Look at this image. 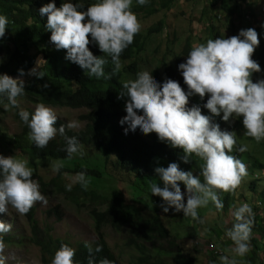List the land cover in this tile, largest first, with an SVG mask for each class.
<instances>
[{
	"label": "clouds",
	"instance_id": "obj_1",
	"mask_svg": "<svg viewBox=\"0 0 264 264\" xmlns=\"http://www.w3.org/2000/svg\"><path fill=\"white\" fill-rule=\"evenodd\" d=\"M229 1L233 2V7L231 3L229 7L234 12L226 13L219 6L213 14H218L216 18L204 21L205 30L197 36L198 43L193 45L188 37L179 38L180 49L169 44L168 56L166 49H161L162 44L156 45L151 54L161 53V57L156 59L155 67L146 60L140 62L136 78L124 82L123 91L117 94L118 99H127L121 111L123 115L115 117L118 128L115 136H103L95 118L92 123L95 141L82 142L76 136H68L66 128L72 133H83L87 121L80 117L84 127L77 130H72L79 127L76 120L64 122L66 125L57 128L60 119L51 106L38 103L32 112L20 106L18 98L25 95V81L20 78L25 75L23 70L17 78L0 75V104L6 110L18 109L20 121L30 129L29 141L41 149L56 143L59 135L66 141L64 161L67 165L61 183L70 194L48 186L44 193L61 195L64 200L42 211L44 222L41 223L35 204L46 205L48 200L33 178V168L25 157L21 158L19 150L18 157L0 154V214H7L11 206L26 220V232L18 231L10 236L5 234L13 225L0 221V264H6L5 250L12 245L32 246L39 253L37 264L43 263L39 248L29 242L33 226L25 215L31 209L35 212V235L62 244L52 264H75L76 249L69 245L84 242L68 241L72 234L55 237L54 225L65 220L70 208L77 209V214H85L89 220L91 209L105 211L107 207L99 206L98 201L92 202L89 195L94 193L100 199L113 196L121 181L124 190L120 198L126 206L132 204L135 196V201L141 202H150L151 196H157L163 201L160 205L163 213L182 212L184 217L200 224L203 220L198 210L206 208L210 202L217 211L223 210L219 193H235L248 175L247 165L231 154L237 144L236 124L241 123L244 134L257 143L264 141V0ZM135 3L145 6L150 0H135ZM132 6L133 0H93L85 10L84 0L75 3L63 0L60 7L52 0L39 9V14L47 17L50 42L56 50H66V60L85 70L89 78L111 79V74L105 72L108 63L105 57H110L115 70H120L121 54L133 43L142 27ZM256 8L261 11L257 16L254 14ZM8 25V18L0 14V39L5 37ZM90 44L104 55H93ZM156 47L158 52H155ZM163 56L165 65H170L171 74L178 81L165 77L166 68L160 63ZM41 62L45 61L39 60L38 67ZM31 74L43 77L36 69ZM80 110L85 111L83 115L89 113L86 108ZM237 150L245 152L247 147L241 145ZM52 162H56L53 171L59 173L63 162ZM199 162L203 181L195 171ZM133 177H138L141 190L136 195L131 194L127 179ZM75 193L79 197L72 199ZM79 199L83 202L81 207ZM233 216L235 223L226 230L227 238L234 245L231 251L243 258L251 251L250 240L256 239L261 263L264 261L260 258V251L264 255V238L252 233L255 219L252 206L240 203ZM94 243H84L89 247L88 264H95L91 249ZM95 251L101 249L97 247ZM213 253L221 254L220 264H238L235 258L227 256L228 252L223 256L222 249L214 248ZM100 264H110V261L104 259Z\"/></svg>",
	"mask_w": 264,
	"mask_h": 264
},
{
	"label": "trees",
	"instance_id": "obj_2",
	"mask_svg": "<svg viewBox=\"0 0 264 264\" xmlns=\"http://www.w3.org/2000/svg\"><path fill=\"white\" fill-rule=\"evenodd\" d=\"M50 2H52V0H0V14L5 15L9 20L5 37L0 39V54L1 51H3L2 57L0 58V75L7 74L11 77L19 76L20 70L26 73L33 68L37 56L42 55L45 62L38 73L42 72L43 77L37 78L36 75L33 80L25 83V95L18 98L19 101L22 100L24 103L33 105L45 103L54 109L65 108L80 110L86 108L89 113L81 116L82 119L87 121L85 132L81 133L82 131H80L79 133H72L66 128V134L68 136H76L78 139H81L82 142L95 141L96 134L92 130L94 118L96 119L97 125L100 123L98 129L103 136H115L118 133L115 117L125 109L127 99H118L117 94L123 91L122 85L124 82L136 78L137 73H139L138 68L140 62L142 61L139 55L144 52L145 45L154 40L156 35L163 34L166 25L165 16L167 17L166 14L175 5V0H150V3L145 6H140L133 0L132 11L136 13L141 25L151 18L158 17L162 11H165V15L162 18L158 17L157 22L148 29L144 31L140 30V32L136 34L133 43L121 54L122 68L120 70H115L111 58L105 57L108 59V63L105 65V72L111 74V79L101 78L99 80L95 77L89 78L85 70H82L78 65L65 59L66 50H56L54 44L50 42L51 32L46 29L47 17H41L39 14V9ZM62 2L63 0H55L57 7H60ZM73 2L75 3L76 0H73ZM92 2L93 0H84L85 10L88 4ZM218 5L226 13L234 12V9L229 7V0H209L207 9H217ZM217 15L218 14L213 15L205 9L201 12V19L204 21L207 19L213 20ZM175 34L176 33H174L173 36H175ZM177 37L178 36H175L174 39H169V37L160 39V41H157L156 45L160 47L163 40L165 44L164 48L166 49L165 55L168 56L169 44L173 48L180 41ZM89 48L95 56L99 57L104 55L96 46L90 44ZM155 52H158V47H156ZM164 60L165 56L162 57L160 63L166 68L165 77L178 81L177 78L172 76L170 65L166 66ZM45 85H47V87H44ZM4 103H7V101L5 100ZM21 107L23 108L22 105ZM25 109L30 112L33 111L30 108ZM5 114H12L13 120L21 126L22 132L20 134L8 135L5 133L3 125L0 122V154H3L5 157L17 156V151L19 150L21 158L25 157L29 162V166L33 168V178L39 182L42 193L46 192L48 186L52 185L57 188V191L60 189L70 196L69 191L63 189L67 188L66 185L61 183V178H64V172L66 171L65 166L67 165V162L64 161V157H66L65 149L67 146L64 138L59 135L56 143H52L43 149L37 148L28 139L30 129L20 121L18 109L6 110L3 104H0V121L6 117ZM122 115L121 113V116ZM240 124L241 123L236 124L237 131L240 130ZM60 125H66V123L57 120L56 127L59 128ZM249 138L253 140V138ZM240 146L241 144L237 141L231 154L243 160L242 158L245 153L237 150ZM52 161L63 162L64 166L59 173L53 171V165L56 162ZM201 166V162L196 164L195 171L197 175L200 176L201 181H203V176L200 175ZM259 170H264V163L257 162L252 164L247 170L248 175L244 177L242 182L245 179L250 180L247 188L252 195L258 196L264 208V190L256 192L258 186L256 173H258ZM127 179L130 182L131 194L133 195L135 193L136 195L140 193L141 190L138 184V177ZM119 184L121 186L117 188L113 196L100 199L94 193L89 195L92 202L98 201L100 202L99 206L107 207L105 211L91 209L89 212L88 216L94 223L93 227L95 233H98L99 236L102 237L100 229L104 226H109L114 231H121L123 233L124 246L128 249L135 250L139 255L136 258V264H165L161 259L162 257H159V255L171 256L182 253V247L178 243L177 234H174L170 230V221L167 222L166 227L160 217V215L163 214L160 207L161 203H163L162 199L157 196H151L150 202L149 200L141 202L135 201L137 198L135 196V198L133 197L131 199L132 204L127 206L123 205L120 192L124 190V186L122 181ZM180 186H183V184L181 183ZM87 192L88 191H85V193ZM232 194L233 193H219L224 203L222 211H217L210 202V206L212 205L214 208L213 212L216 215V223H214L210 228L211 230H209L211 231V236L206 232V238L207 242L210 245H214L217 250H219L218 247L222 245L219 237L220 230L225 235L223 237L225 240L223 244L232 245V248L234 247L233 242L226 236V230L230 229L235 223L234 216L229 228L224 229L222 227L228 211L231 210L233 214L235 208L240 205V203L232 197ZM78 197L79 195L77 193L71 195L72 199ZM80 199L79 207L83 206V202L80 201ZM254 199L255 197L247 200L245 197L242 201L249 203L255 213L252 233L261 234L264 238V214H257L259 208L257 205L253 204ZM198 212L200 218L204 221V217L199 210ZM167 214L175 216L177 218L175 222L180 224L185 223L187 225L186 231L188 235L193 240L197 238L195 226L200 225V223L191 221L188 217H184L182 212L173 213L170 211ZM25 216L33 226L32 238L29 240L30 244L39 248L42 264H52V259L62 244L51 243L47 239L35 235L36 224L33 222L35 216L33 209ZM202 238H205V236H202ZM250 243L252 244L251 251L245 257H239L238 264H260L257 240L251 239ZM69 246L76 249V255L74 257L75 264H88V246L84 245V243ZM97 247H99L101 251L96 252L95 249ZM91 249L95 264H100V261L104 259L110 261V264H117V257L111 252L107 243L102 238L99 242L91 245ZM193 250L196 254L202 251L195 246H193ZM208 254L212 255H210L212 258L211 263L218 262L220 264V253H213V251H210ZM150 258L157 259L151 261ZM183 264H198V261L196 257L190 255L186 257Z\"/></svg>",
	"mask_w": 264,
	"mask_h": 264
},
{
	"label": "rangeland",
	"instance_id": "obj_3",
	"mask_svg": "<svg viewBox=\"0 0 264 264\" xmlns=\"http://www.w3.org/2000/svg\"><path fill=\"white\" fill-rule=\"evenodd\" d=\"M238 1V0H237ZM175 5L172 7V9L166 14V25L165 30L162 35H156L155 39L152 40L149 44L145 45V51L139 55V58L145 62L147 61L148 64L151 65V67H155V61L159 57H161V53L159 54H151V51L155 48L157 41L160 40V38L166 39L169 37V39H174L175 36H178L179 38H190L192 44L198 43L197 36L204 33L205 30V24L204 20L201 19V12L203 10H207L211 12V14H214V12L218 11L220 9L219 5L217 6V9H207L209 5V0H175ZM231 3V4H230ZM244 3V2H243ZM229 4L231 7H233V2L229 1ZM165 11H162L161 14L158 16L159 18L163 17L165 15ZM259 13H261L259 8H256L254 10V14L257 16ZM158 17L151 18L147 20L144 24H142L141 30L144 31L148 29L151 25L157 22ZM222 26L225 25L224 22L220 23ZM175 36H173V34ZM164 43H162L161 49L164 48ZM176 49H180L179 45L175 46ZM33 51V50H32ZM31 51V52H32ZM3 51H1L0 58L2 57ZM154 59V60H153ZM43 60L44 58L42 55L37 56L33 68H31L28 72L25 73L24 76L20 77L25 81V83L33 80V78L36 75L31 74L33 69H36L37 73L39 72V69L43 66L44 62H41L40 67H38V61ZM153 60V62H152ZM13 78H17L18 76H12ZM23 106V108H30L34 111L35 106L33 104L24 103L22 100L20 101V106ZM58 119H60L63 122L68 123L69 121L76 120L79 122V127L72 129L77 130L84 127V121L80 120V117L85 113L83 110H67V109H55ZM6 117L0 121L3 125V129L6 134L12 135L15 133H21V126L13 120L12 114H5ZM4 115V116H5ZM3 118V114H2ZM220 118V117H219ZM83 121V122H81ZM245 129L243 126L240 128V130L236 133L237 141L247 147V151H245V155L242 158L243 162L247 165L248 168L257 162L264 163V141H261L260 143H257L254 139H250L245 134ZM256 179H258V186L256 192H260L261 190H264V170H259L258 173H256ZM250 183V180L245 179L243 182H241V185L238 187L235 193L232 194V197L239 203H242L244 198L246 197L247 200L254 199V204L258 205L260 211V214H264V208L263 205L259 204L258 196L252 195L249 191L248 184ZM182 192H185L182 190ZM47 197L48 203L46 205L37 202L35 205L37 207L36 216L37 219L43 223L44 222V215L42 211H45L48 206H55L57 203H61L64 198L61 195L52 194V193H42ZM244 197V198H243ZM34 205V206H35ZM71 210L66 214L65 220L60 224H55L53 228V235L55 237H64L66 235H70V238L68 241H74L76 243L84 242V243H94L96 240H100L101 237L95 233L94 227L92 224V220H89L85 214L79 213L77 214L75 211L77 209L70 208ZM213 206L209 205L206 208L199 209L201 215L204 217L203 224H200L198 226H195L197 238L193 240L186 231L187 225L185 223H177V218L175 216H170L168 214L163 213L160 215L162 221L164 222V225L167 227V222L170 221L169 227L171 232L174 234H177L178 243L182 247V253L180 254H174V255H159V257H162L161 259L164 261L165 264H183L186 260V257H189L190 255L193 257H196L198 264H219L217 263H211V254H208L210 251H213L215 246L210 245L207 242L206 238V232H208L211 236V230L210 228L216 223L215 214L213 212ZM233 218L232 211L229 210L228 214L225 216V219L223 221L222 227L224 229L229 228L231 226V220ZM167 220V221H166ZM0 221H3L5 223H10L13 225L12 230L5 234L6 236H10V234H15L18 231H21L23 233L26 232L25 228V218L23 215H20L16 212L14 208L9 206L8 213L7 214H0ZM103 239L106 241L108 247L110 248L111 252L117 257V264H136V258L138 253L135 250L128 249L124 246L123 242V233L121 231H114L109 227L103 228ZM220 245L219 249H223V256H225V252H228L227 256L229 258H235L237 261H239V257L235 256V254L231 251L232 245H224L223 242L225 240L223 237L225 236L224 233L220 230ZM202 236L205 238H202ZM212 240V237H211ZM219 242V241H218ZM193 246H195L197 249L202 250L199 254H196V252L193 250ZM5 255L8 257L6 264H37L38 261H40L39 253L38 251L33 248L32 246H18L15 245L10 246L7 250H5ZM212 256V255H211ZM260 258L264 259V255L262 251H260ZM157 258H150L151 261H154ZM264 261H262L260 264H263Z\"/></svg>",
	"mask_w": 264,
	"mask_h": 264
}]
</instances>
